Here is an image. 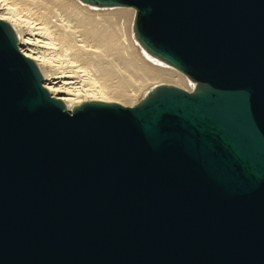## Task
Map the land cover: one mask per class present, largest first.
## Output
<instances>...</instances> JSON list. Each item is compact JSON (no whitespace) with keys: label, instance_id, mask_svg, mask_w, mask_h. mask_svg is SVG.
I'll return each mask as SVG.
<instances>
[{"label":"water","instance_id":"obj_1","mask_svg":"<svg viewBox=\"0 0 264 264\" xmlns=\"http://www.w3.org/2000/svg\"><path fill=\"white\" fill-rule=\"evenodd\" d=\"M78 1L191 89L68 109L0 19V264H264V0Z\"/></svg>","mask_w":264,"mask_h":264},{"label":"bare ground","instance_id":"obj_2","mask_svg":"<svg viewBox=\"0 0 264 264\" xmlns=\"http://www.w3.org/2000/svg\"><path fill=\"white\" fill-rule=\"evenodd\" d=\"M133 17L132 8L78 0H0V19L14 29L19 50L68 109L89 100L132 106L157 84L191 89L182 73L139 46ZM127 86L138 93L127 94Z\"/></svg>","mask_w":264,"mask_h":264},{"label":"rangeland","instance_id":"obj_3","mask_svg":"<svg viewBox=\"0 0 264 264\" xmlns=\"http://www.w3.org/2000/svg\"><path fill=\"white\" fill-rule=\"evenodd\" d=\"M155 60H156V59H155ZM157 61H158V60H157ZM160 62H161V61H160ZM162 63H163V62H162ZM163 64H164V63H163ZM165 65H166V64H165ZM173 69H174V68H173ZM128 87H130V88H129L130 91H128L127 94H133V92H135L136 94L138 93V91H136V90H131V88H132V89H135V88H133V86H127V88H128ZM127 88H126V90H129V89H127ZM132 91H133V92H132ZM130 92H131V93H130ZM136 103H137V101H136ZM122 104H123V102H122Z\"/></svg>","mask_w":264,"mask_h":264}]
</instances>
